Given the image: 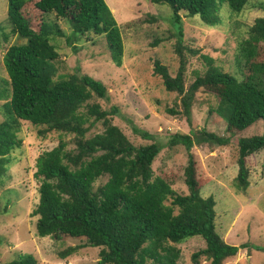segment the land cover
<instances>
[{
	"label": "trees",
	"instance_id": "1",
	"mask_svg": "<svg viewBox=\"0 0 264 264\" xmlns=\"http://www.w3.org/2000/svg\"><path fill=\"white\" fill-rule=\"evenodd\" d=\"M149 1L166 2L173 13L177 70L172 75L158 59L153 61V72L160 76L164 88L179 95V103L167 106L166 112L190 123L196 92L208 88L219 97L213 110L226 122L227 136L198 128L168 137L167 146L182 145L186 150L183 175L188 193H178L164 178L154 175L152 163L162 149L159 142L134 144L112 121L116 106L107 110L98 102H87L92 96L106 97L102 81L79 71L54 80L56 67L51 62L59 53L49 37L64 32L57 22L44 20L50 12L64 18L75 33L93 31L104 36L112 62L121 65L122 36L105 0H7V27L0 25V46L11 35L26 42L9 45L2 56L8 79L0 86V182L14 163L12 152L22 146V121L38 127L41 137L50 131L71 134L73 148L60 139L38 154L34 172L40 182L38 203L32 211L37 215L36 234L81 241L61 250V258L81 247L95 246L100 247L98 259L89 264H178L180 249L176 244L199 236L204 246L191 253L192 262L204 257L209 264H222L248 245L229 244L216 231V202L212 195L200 194L199 187L207 178L197 174L191 150L194 144L225 146L232 136L258 119L264 120V60L256 59L259 43H264V17H256L247 37L238 43V57L245 67L239 79L223 71L200 48L184 44L181 13L197 15L202 25L214 26L220 23L222 4L239 13L249 5L248 0ZM256 7L264 11V1H258ZM187 55L199 56L205 70L195 72L186 87ZM96 122L102 130L88 136ZM133 131L151 138L137 126ZM260 150H264V134L238 137L233 178L237 191H246L250 183L246 157ZM101 176H106V181L94 187ZM0 264H37V258L32 253L19 254Z\"/></svg>",
	"mask_w": 264,
	"mask_h": 264
},
{
	"label": "rangeland",
	"instance_id": "2",
	"mask_svg": "<svg viewBox=\"0 0 264 264\" xmlns=\"http://www.w3.org/2000/svg\"><path fill=\"white\" fill-rule=\"evenodd\" d=\"M111 9L121 32L123 42L122 63L116 66L107 50L104 36L93 31L75 33L71 25L55 12L44 15L47 22H57L63 36L51 35L49 41L55 45L59 56L51 64L56 67L54 80L79 71L88 74L107 87L104 98L92 96L87 102H98L102 108H118L113 115L116 124L128 139L136 145L157 141L162 149L152 163L153 173L164 178L178 193L187 194L183 169L187 162L184 146H167L170 134L190 133L192 129L205 128L220 135H228L226 122L213 110L219 101L218 95L200 88L195 95L190 123L179 115L166 112L167 106L179 103L177 92L167 91L159 75L153 72V61L158 59L173 75L178 67V56L174 51L176 36L172 23V9L166 2L149 0H105ZM264 0H248L241 12H233L222 4L220 23L202 25L197 15L181 13L183 19L184 44L200 48L215 59L223 71L242 79L245 70L239 59L237 46L247 37L248 27L256 17H264V11L256 4ZM255 5V6H252ZM7 0H0V25L7 27ZM8 30V29H6ZM19 35H11L0 46V86L8 79L2 56L9 45L25 43ZM188 57L185 71V86L194 79L195 72L203 73L205 64L199 56ZM257 61L264 60V43H259ZM85 110V106L81 108ZM3 116L0 111V121ZM93 119L91 118L90 121ZM137 126L149 133L144 138L133 131ZM38 127L22 121L21 148L12 152L14 163L7 176L0 182V263L12 260L19 254L32 253L37 264H89L98 259L100 247L84 246L66 258L59 252L70 245L80 244L76 239L54 240L36 234L37 215H32L38 203L39 180L35 177V160L39 153L55 146L60 139L73 148L72 135L50 131L44 137ZM102 130L100 122L94 123L88 136ZM264 134V120L258 119L249 127L230 138L225 146L201 144L192 147L200 176L207 182L200 188L203 197L215 199V229L229 244L247 243L235 256L222 264H264V150L246 157L249 169V186L240 192L233 186L237 173V139L240 136ZM106 176L99 177L94 187L103 184ZM180 249L178 264H209L204 257L193 263L190 255L204 246V240L193 236L176 244Z\"/></svg>",
	"mask_w": 264,
	"mask_h": 264
}]
</instances>
